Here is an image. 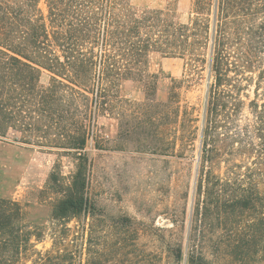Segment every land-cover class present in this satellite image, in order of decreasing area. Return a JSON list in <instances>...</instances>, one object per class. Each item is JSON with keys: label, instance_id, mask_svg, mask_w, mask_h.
I'll use <instances>...</instances> for the list:
<instances>
[{"label": "trees", "instance_id": "obj_1", "mask_svg": "<svg viewBox=\"0 0 264 264\" xmlns=\"http://www.w3.org/2000/svg\"><path fill=\"white\" fill-rule=\"evenodd\" d=\"M154 54L186 60L187 76L169 95L177 118L178 89L206 72L202 116L190 107L184 112L202 118L191 135L195 140L200 131L203 166L192 237L215 218L231 223L226 250L214 252V260L264 264V0H192L186 22L171 8L139 12L131 0H0V140L59 160L47 182L56 200L46 223L30 222L18 201L0 196V264H92L91 246H84L91 243L84 236L92 208L91 128L126 81H145L153 92L146 81ZM62 157L74 162L69 182ZM46 237L52 245L42 250ZM197 248L186 263L211 264ZM182 251L180 245L179 261Z\"/></svg>", "mask_w": 264, "mask_h": 264}, {"label": "rangeland", "instance_id": "obj_2", "mask_svg": "<svg viewBox=\"0 0 264 264\" xmlns=\"http://www.w3.org/2000/svg\"><path fill=\"white\" fill-rule=\"evenodd\" d=\"M131 2L139 12L171 8L181 22L188 21L192 7V0ZM186 70L183 58L154 54L146 81L155 86L153 92L147 93L145 81H126L118 99L108 112H99L91 128L86 154L92 208L84 235L91 243L84 246L85 251L91 246L92 264H187V254L195 243L198 252L210 256L211 264L221 263L213 254L225 252L231 223L215 218L196 240L192 237L203 166L200 131L195 140L191 135L195 126H201L202 118L193 121L185 118L184 112L190 107L195 116H202L207 79L204 72L201 82L181 85L177 118L169 95L174 82L187 76ZM42 80L47 83L49 76L44 74ZM246 94L243 115L250 116L248 104L255 98V86ZM57 161L53 153L0 140V196L18 201L34 224L48 221L56 200L46 187ZM60 162L61 175L69 182L74 162L69 157ZM70 226L82 232L83 224L73 221ZM51 245L46 237L38 248L46 250ZM180 245L181 261L177 258ZM223 263L227 264L226 260Z\"/></svg>", "mask_w": 264, "mask_h": 264}]
</instances>
